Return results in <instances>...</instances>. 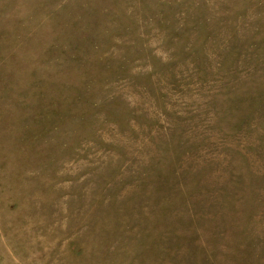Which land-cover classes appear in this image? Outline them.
<instances>
[{
  "label": "rangeland",
  "instance_id": "rangeland-1",
  "mask_svg": "<svg viewBox=\"0 0 264 264\" xmlns=\"http://www.w3.org/2000/svg\"><path fill=\"white\" fill-rule=\"evenodd\" d=\"M0 264H264V0H0Z\"/></svg>",
  "mask_w": 264,
  "mask_h": 264
}]
</instances>
